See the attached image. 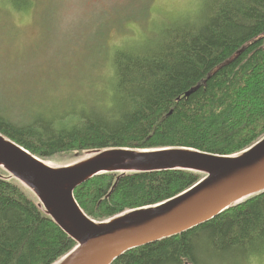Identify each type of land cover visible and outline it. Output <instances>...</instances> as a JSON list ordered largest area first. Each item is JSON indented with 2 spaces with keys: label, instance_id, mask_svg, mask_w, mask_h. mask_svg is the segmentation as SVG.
<instances>
[{
  "label": "trees",
  "instance_id": "1",
  "mask_svg": "<svg viewBox=\"0 0 264 264\" xmlns=\"http://www.w3.org/2000/svg\"><path fill=\"white\" fill-rule=\"evenodd\" d=\"M179 20L162 23L143 44L115 49L113 92L101 107L23 123L0 109V132L46 162L115 148L244 153L264 138V0H208ZM207 175L184 167L109 170L74 195L92 220L105 222L174 198ZM77 244L35 191L0 166V264H57ZM257 255H264V189L112 264H245Z\"/></svg>",
  "mask_w": 264,
  "mask_h": 264
},
{
  "label": "rangeland",
  "instance_id": "2",
  "mask_svg": "<svg viewBox=\"0 0 264 264\" xmlns=\"http://www.w3.org/2000/svg\"><path fill=\"white\" fill-rule=\"evenodd\" d=\"M206 1L0 0V109L23 123L101 107L113 92L115 49L143 44L162 23L193 16ZM71 155L58 153L49 163L82 157ZM245 264H264V255Z\"/></svg>",
  "mask_w": 264,
  "mask_h": 264
},
{
  "label": "water",
  "instance_id": "3",
  "mask_svg": "<svg viewBox=\"0 0 264 264\" xmlns=\"http://www.w3.org/2000/svg\"><path fill=\"white\" fill-rule=\"evenodd\" d=\"M129 149L145 166L123 165L115 152ZM147 150V151H146ZM193 154L168 158V153ZM203 164L204 166H200ZM0 166L26 182L77 246L57 264H112L130 249L178 235L264 189V138L244 153L219 155L195 148H115L66 166H54L0 132ZM193 168L208 175L186 192L105 222L92 220L77 202L76 186L109 170ZM141 212L136 219L129 215Z\"/></svg>",
  "mask_w": 264,
  "mask_h": 264
},
{
  "label": "bare ground",
  "instance_id": "4",
  "mask_svg": "<svg viewBox=\"0 0 264 264\" xmlns=\"http://www.w3.org/2000/svg\"><path fill=\"white\" fill-rule=\"evenodd\" d=\"M130 152H132L129 149H123L122 151L115 152V154L119 157H123V165L130 166V167H142L145 166L142 162L137 161V157H131ZM190 155L193 154L192 151H182L179 154H170L168 153V158H179L183 155ZM200 166H204L203 164H199ZM141 212L136 211L133 214L129 215L132 219H136Z\"/></svg>",
  "mask_w": 264,
  "mask_h": 264
}]
</instances>
